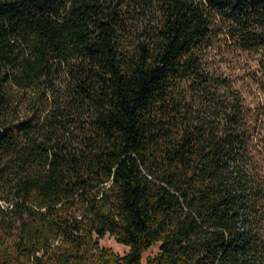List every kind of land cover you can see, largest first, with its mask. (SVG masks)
<instances>
[{
    "label": "trees",
    "instance_id": "16d2710c",
    "mask_svg": "<svg viewBox=\"0 0 264 264\" xmlns=\"http://www.w3.org/2000/svg\"><path fill=\"white\" fill-rule=\"evenodd\" d=\"M249 61L264 0H0V264H264Z\"/></svg>",
    "mask_w": 264,
    "mask_h": 264
},
{
    "label": "rangeland",
    "instance_id": "374dc122",
    "mask_svg": "<svg viewBox=\"0 0 264 264\" xmlns=\"http://www.w3.org/2000/svg\"><path fill=\"white\" fill-rule=\"evenodd\" d=\"M248 69L246 73L249 72V76L245 79L246 81V86L243 88V95L246 99L247 104L250 106H255L257 105L262 99H264V94L261 91V87L259 85V79L261 80V75L258 73L251 74V72H257V66L255 62L249 61L248 65H245V69ZM223 70L226 73H229L230 71L226 69L223 66ZM241 75L242 73L239 72ZM254 75L256 77H254ZM257 78L258 80H255ZM99 246L103 249L111 250L113 253L117 255H124L127 252V247H125L122 244H119L116 242V239L114 236H111L109 234H106L103 238L99 240ZM157 251V248H151L147 250L142 257V262L141 264H146V259L148 257L153 256Z\"/></svg>",
    "mask_w": 264,
    "mask_h": 264
}]
</instances>
